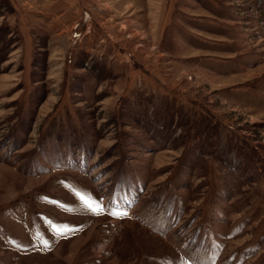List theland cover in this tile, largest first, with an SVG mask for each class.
Instances as JSON below:
<instances>
[{
    "label": "rangeland",
    "instance_id": "rangeland-1",
    "mask_svg": "<svg viewBox=\"0 0 264 264\" xmlns=\"http://www.w3.org/2000/svg\"><path fill=\"white\" fill-rule=\"evenodd\" d=\"M0 264H264V0H0Z\"/></svg>",
    "mask_w": 264,
    "mask_h": 264
},
{
    "label": "snow or ice",
    "instance_id": "snow-or-ice-1",
    "mask_svg": "<svg viewBox=\"0 0 264 264\" xmlns=\"http://www.w3.org/2000/svg\"><path fill=\"white\" fill-rule=\"evenodd\" d=\"M83 190H80V192H82ZM80 192H77L76 195L78 196V198L80 199V201L83 203V205L85 206V208L89 211L92 212H99L101 210H103L104 205L102 204V202L96 200V198L93 196L90 199H85V196L80 195ZM89 195L90 194H86ZM120 213H114V215H119ZM126 215V213H124ZM67 226H65L66 228ZM57 231H61L62 234H66L64 233L60 228L57 229ZM45 244H47V241H45Z\"/></svg>",
    "mask_w": 264,
    "mask_h": 264
}]
</instances>
